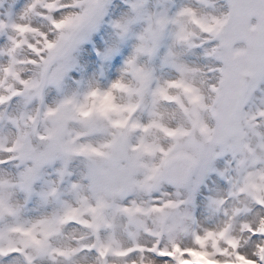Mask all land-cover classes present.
<instances>
[{
	"label": "snow or ice",
	"instance_id": "obj_1",
	"mask_svg": "<svg viewBox=\"0 0 264 264\" xmlns=\"http://www.w3.org/2000/svg\"><path fill=\"white\" fill-rule=\"evenodd\" d=\"M0 264H264V0H0Z\"/></svg>",
	"mask_w": 264,
	"mask_h": 264
}]
</instances>
